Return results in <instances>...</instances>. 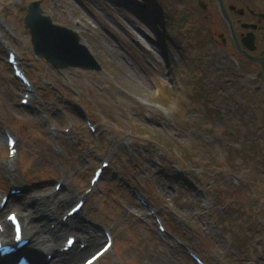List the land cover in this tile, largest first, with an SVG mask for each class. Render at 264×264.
<instances>
[{
  "label": "rangeland",
  "instance_id": "374dc122",
  "mask_svg": "<svg viewBox=\"0 0 264 264\" xmlns=\"http://www.w3.org/2000/svg\"><path fill=\"white\" fill-rule=\"evenodd\" d=\"M36 1L55 24L80 34L101 71H59L35 57L24 18ZM186 1L0 0V195L38 187L60 200L72 196L62 218L85 200L81 221L116 239L96 264H194L188 251L207 264H264V181L256 178H264L263 131L250 130L264 118V94H255L263 107L253 109L251 122L231 98L236 83L227 85L237 81L226 71L237 62L191 45ZM253 1L264 7V0ZM4 43L18 51L35 83L30 108L21 105ZM6 133L20 147L12 169ZM102 160L112 169L88 196ZM248 160L259 175L249 174ZM57 184L68 189L59 192ZM153 209L172 236L159 232Z\"/></svg>",
  "mask_w": 264,
  "mask_h": 264
},
{
  "label": "flooded vegetation",
  "instance_id": "af4514ba",
  "mask_svg": "<svg viewBox=\"0 0 264 264\" xmlns=\"http://www.w3.org/2000/svg\"><path fill=\"white\" fill-rule=\"evenodd\" d=\"M186 2L190 9L184 12L189 18L188 24L194 27L192 46L195 51L213 48L218 59L222 57L226 62L231 57L237 62V66L229 65L231 68L226 70L228 76L232 75L230 79L236 78L237 81H229L227 85L236 83V86L229 87L233 89L231 98L238 97L239 110L251 121L253 109L256 113V109L263 107V102L257 100L255 94H264V64L260 61L264 62V7L253 0ZM245 65L252 72L246 71ZM262 121L264 118L258 116L253 125H261Z\"/></svg>",
  "mask_w": 264,
  "mask_h": 264
},
{
  "label": "bare ground",
  "instance_id": "6f19581e",
  "mask_svg": "<svg viewBox=\"0 0 264 264\" xmlns=\"http://www.w3.org/2000/svg\"><path fill=\"white\" fill-rule=\"evenodd\" d=\"M67 189L68 186L63 184L60 191ZM71 197L67 196L60 200L57 199L55 192L48 193V190H41L38 187L11 196L5 210L10 209L20 214L23 218L25 237L30 243V246L19 251V255L30 256L33 264H74L102 244L104 238L99 231L87 222L81 221L79 214L69 222H64L61 218L65 206L72 201ZM50 223L56 224L55 230L50 228ZM66 232L71 234L65 240L63 247H60L59 244ZM70 236L78 240L73 247L74 250L62 253L61 249L65 247ZM77 244L78 248L75 249ZM51 255L52 259L48 260ZM7 260L6 264H8ZM0 264H5V261L0 260Z\"/></svg>",
  "mask_w": 264,
  "mask_h": 264
},
{
  "label": "water",
  "instance_id": "95a60500",
  "mask_svg": "<svg viewBox=\"0 0 264 264\" xmlns=\"http://www.w3.org/2000/svg\"><path fill=\"white\" fill-rule=\"evenodd\" d=\"M41 4V1H36L25 9L24 23L32 36L35 54L58 70L75 67L91 72L101 71V64L81 43L80 35L54 24L52 18L44 14Z\"/></svg>",
  "mask_w": 264,
  "mask_h": 264
},
{
  "label": "snow or ice",
  "instance_id": "6c2138e0",
  "mask_svg": "<svg viewBox=\"0 0 264 264\" xmlns=\"http://www.w3.org/2000/svg\"><path fill=\"white\" fill-rule=\"evenodd\" d=\"M10 218H11L12 220H15V219H16V217H15L14 215H13L12 217H10ZM16 239H17V240L20 239V228H19V227L16 228ZM68 243L71 244L72 241L69 240ZM107 250H108L107 248L104 249V251H107ZM88 264H92V261H91V260L88 261Z\"/></svg>",
  "mask_w": 264,
  "mask_h": 264
}]
</instances>
